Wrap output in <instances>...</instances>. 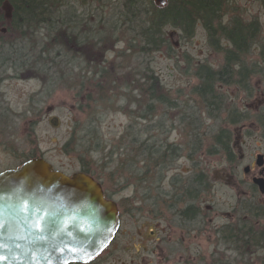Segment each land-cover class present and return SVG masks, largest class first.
I'll list each match as a JSON object with an SVG mask.
<instances>
[{"label": "rangeland", "instance_id": "1", "mask_svg": "<svg viewBox=\"0 0 264 264\" xmlns=\"http://www.w3.org/2000/svg\"><path fill=\"white\" fill-rule=\"evenodd\" d=\"M226 2V14L222 19L224 24L240 16L246 22L258 20L261 29L243 60L247 69L254 70L246 80L245 87L248 90L244 91L245 88L236 84L218 85V92L223 93L229 101L223 104L222 110L213 113L215 116L208 115L207 107L194 92V88L199 85L196 72L201 64L213 70L220 69L224 64L225 52L211 43L202 24L194 25L187 36L181 29L167 26L164 32L169 45L149 54L141 53L137 47L129 52L127 47L135 39L137 31H142V27L137 25L139 14L131 15V10L136 11V5L127 8V0L75 1L74 12L79 15L77 20H82L76 22L81 24H78L77 30L80 27L82 33L90 31L88 37L92 41L104 37L110 41L107 39L101 50L89 46L85 49L86 55L82 50L78 55L79 50L74 43L69 48L56 45V49L61 50L63 47L69 52L65 58L71 65L61 70L65 74L63 82L54 81L47 72V75H37L34 72L26 74L8 70L0 74L3 78L0 80V172L20 166L26 160L25 156L35 150L55 169L68 175L82 171L83 167L87 168L90 175L102 183L111 199L122 205L118 239L109 253L99 256L94 264H159L148 262L153 256L134 257L136 251L131 249L130 239L136 235H145V239H150L147 234L150 229H154L155 223L159 225L161 220L170 221L167 216L159 219L153 213L142 212L138 208L143 194L139 183L141 178L136 174L138 171L130 169V162H138V159L134 156L136 154L130 152L128 157L120 155L122 147L128 146L129 150L131 139L139 136L138 131L142 139L148 134L158 140V144L175 143L180 147L181 156L167 166L163 178H158L155 172L146 175L153 188L155 183H160L163 192L169 191L171 179L185 178L194 163L203 167L210 182L208 196L200 202L206 209V217L210 222L208 226L227 224L230 215L235 213L236 221H240L241 225L250 221V215L244 207L240 212L234 211L238 191L232 187L229 165L219 154L212 155L210 149L212 136L225 127L233 133L235 131L237 141L243 140L249 146H242L241 151H237L238 161L240 155H248L252 151L254 143L251 139L255 140L257 131L251 117L233 125L227 123L226 118L230 110L251 116L254 114L250 110L251 102L264 98V5L260 0ZM145 6L140 4L141 10H145ZM7 7H4L6 12ZM60 21L65 22V19ZM39 30H36L37 36L29 40L26 46L34 48L37 42L40 44L38 48L41 47L49 35L46 29L42 33ZM218 43L223 44L222 41ZM134 44L138 47L143 45L140 40ZM87 55L90 62L85 60ZM99 63L103 66L97 67ZM146 65L159 78L164 93L175 104L173 108L155 103V113L151 115L146 107L147 101L140 93V87L145 82L143 73ZM101 68L106 70L103 75L105 79L89 73L90 70L104 71ZM107 79L113 80L112 84H107ZM134 79H138L137 86L136 81L132 85L129 83ZM130 124H138L139 130L127 132L126 128ZM152 125L156 129H150ZM157 125H161L160 128ZM241 125L246 127L241 130ZM147 128L151 132L147 133ZM208 130L209 150L203 151L208 145L202 137ZM261 130L264 134V128ZM194 131L200 133L203 140L191 136ZM86 144L91 145L93 152L86 151ZM193 144L204 146V149L201 148L191 159L189 155ZM138 165L142 166L139 162ZM234 175L237 177V173ZM244 192H248V189L242 183L241 195ZM125 197L130 202L125 201ZM144 221H148V224H144ZM160 228H164V223L160 224ZM215 242V228H211L194 239L191 249L173 250L172 254L183 255L188 260L187 264H214L212 255L217 251ZM220 252L219 258L226 263L261 264V251L254 252L252 261H246L243 256L235 257L229 251Z\"/></svg>", "mask_w": 264, "mask_h": 264}, {"label": "trees", "instance_id": "2", "mask_svg": "<svg viewBox=\"0 0 264 264\" xmlns=\"http://www.w3.org/2000/svg\"><path fill=\"white\" fill-rule=\"evenodd\" d=\"M75 1L77 0H0V20L7 18L6 11L4 10V7L7 5L11 10L9 18L19 21L13 24L16 35L30 34L34 38L37 29H40L38 31L39 33H42L46 29V34L49 35L47 39L43 40V44L39 48L38 46L40 44L34 41L33 53L32 56H29L30 64H26L25 60L21 65V57L17 56L14 62H16L18 68L27 66L37 75H47L45 71L47 67H68L71 64L65 57L69 52L61 46V50L56 49V45H63L69 48L70 44L74 43L79 50L78 55L82 51L86 55L87 51L85 49L90 48L89 46L94 48L96 46L98 50L102 49L101 46L109 39L108 37L98 38L92 41V39H85L88 38L90 33L80 34L78 32L77 27L79 25L74 22L79 18V15H76L74 12L75 7L73 5ZM226 1L168 0L167 5L162 8L156 7L151 0H127L126 4L127 8L136 5V11L131 10V15L135 16V13L139 14L140 20H138L139 24L137 25L142 27V31H137L135 39L127 47L129 52L135 50V47H137L141 53L145 52L149 54L152 51L162 48V46L169 45L164 32L167 26L181 29L187 36L191 34L194 25L197 24H202L209 34L211 43L225 52L224 64L220 69L213 70L204 64L197 67L196 75L199 79V85L194 88V92L200 101L206 107L210 108V110H213L215 107H220L216 97L218 95L216 84H236L241 86L242 89H246V80L254 73L252 72L254 70L247 69L243 60L245 59V55L252 49L261 29L258 20L254 19L246 22L240 16H235L232 18V21L224 24L222 19L226 14ZM260 1L264 5V0ZM140 4L146 5L145 10H141ZM63 19H65V22H58ZM28 29H32V31L27 33ZM137 40L143 43L142 47L134 44L137 43ZM218 41H222L223 44L218 43ZM86 45L87 47H85ZM86 57L85 60L88 59L87 61L90 62L91 60L88 58V55ZM63 61H65V66H61L64 65L61 64ZM96 65L97 67L103 66L101 63ZM101 69L104 71H98L96 74L102 79H105L106 77L103 75L106 74V70L105 68ZM143 77L145 82L140 87V93L146 99V107L151 111V115L155 113V103L162 104V106L164 105L168 108L175 106L174 102L164 93L159 78L154 75L153 70L147 65L144 69ZM135 81L137 86V83H139L138 79L129 82L130 85L135 84ZM106 82L107 84H112L113 80L107 79ZM99 84H101L100 80ZM80 87L83 90V85ZM153 128H155L154 125L150 129ZM137 129L139 130L138 124H130L126 128L127 132ZM150 129L147 128L145 131L149 133L151 132ZM137 133L139 136L131 139L129 150L128 146L122 147L120 155L128 157L129 152L136 154L134 156L142 166H139L137 161L132 160V163L130 162V169L138 171L136 174L141 179H146V175L154 172L158 178H163L165 176L163 173L167 166L174 163L181 156L179 145L175 143L158 144L159 141H156L152 135L147 134L145 139H142L140 132L138 131ZM227 138V136L211 138L212 149L210 151H212V155L216 154V150L214 149L213 151V146L217 148L220 145L224 146ZM201 140L203 139L201 138ZM201 140H199V143ZM98 145L96 144L95 146ZM81 146L83 145L81 144ZM192 146L193 149L189 155L191 159L202 148L199 145L196 146V144ZM86 147L87 152H93L90 144H86ZM37 157L40 156L36 154L35 150L30 155L25 156L26 160ZM84 164L88 165L87 163ZM82 171L91 174L85 167L82 168ZM205 182L207 183L206 178ZM209 183L208 181V185ZM243 228L246 229L241 231L240 239L237 238V242L241 243L242 248L254 246L257 251H261L262 256H260V262L264 264V208L258 207L256 224L252 222L246 223L243 224ZM254 228L257 229L254 230ZM232 242H235V240Z\"/></svg>", "mask_w": 264, "mask_h": 264}, {"label": "flooded vegetation", "instance_id": "3", "mask_svg": "<svg viewBox=\"0 0 264 264\" xmlns=\"http://www.w3.org/2000/svg\"><path fill=\"white\" fill-rule=\"evenodd\" d=\"M6 16V19L0 20V74H4L8 70H15L19 72L23 71L26 74H30L33 71L29 67L21 66L18 68L16 62L14 61L17 56H19L22 60L21 65L25 60L26 64H30L29 56H32L33 48L26 45L33 37L30 34L16 35L14 33L15 29H13V24L18 23L19 21L9 18L10 10L6 12ZM58 22L60 23L62 21ZM74 22H82V20H75ZM96 22L98 21L96 20ZM79 25L81 26V24ZM31 31L32 29H28L27 33ZM78 32L80 34L82 33L80 27L78 28ZM88 32L90 33V31L86 30L83 33ZM85 39L89 40L92 38L88 37ZM61 70H65V67H47V69H45L54 81L60 80L63 82L65 80V74H63L64 72H61ZM91 72L96 74L95 71L90 70L89 73ZM2 79L3 78L1 76L0 80ZM218 85L227 86L230 84H216V88H218ZM247 90L248 89H245L244 91ZM216 97L220 107H215L213 110H210V108L207 107L208 110H206L210 116H215L213 113L222 110L223 104L227 103L228 100L223 93L221 94L218 92ZM250 110L254 113L251 114V116H247L245 113L241 112H237L236 114V111L232 112L230 110L228 113L229 117L226 118L227 123L233 125L239 124L244 120L246 121L251 117V120H253L255 124L257 131L255 140L250 138L254 143L253 147H251L252 151H250L248 155H240V161L236 158L237 151H241L242 146H245V148H248L249 146H246L247 142L243 140L240 141L238 139L237 141L234 135L235 131L233 133L228 128L222 127L217 134L215 133V135L212 136V138H219L221 136L228 137L224 146L220 145L218 148L213 146V151L215 149L217 155L219 154L225 158L229 165V171L232 173L231 174L229 172V176L231 177V180H229L232 182L231 184L234 190L237 189L238 191L234 211L240 212L241 208L244 207L245 212L250 215V221L243 224L251 222L256 224L257 209L258 207L264 208V134L261 130V128H264V98L259 100L255 99L251 102ZM245 127L246 126L242 127L241 125V130ZM192 135L196 138L201 137V134L196 131H194V134L192 132L191 136ZM203 135L204 137L202 138L205 139L204 141L208 146H206V150L204 149V146H202V149H204L203 151H208L210 143V139H208V137H210V131H206ZM192 165V169L190 170L191 172L185 178L171 179L169 182L171 185L169 191L165 190L163 192L162 185L160 183H155V187L153 188L152 184H149L148 179L139 180L141 190L143 191L142 198L139 201V210L142 212L153 213L159 219L167 216L170 221L165 222L161 220L159 221V225L156 223L154 225L152 224L154 229H150L147 234L150 239H145V235H139V237L136 235L134 238L130 239L132 242L131 249L136 251V256L134 257H140L143 255L153 256L148 262H155L159 264H187L188 260H186L183 255L172 254V251H187L191 249L194 245V239H197L199 235H202L209 229L215 228V243L217 245V251L212 255L214 264H230L219 258L222 254L220 251L222 250L224 252L229 251V254L232 253L235 257L238 256L240 258L243 256L246 261L248 259L252 261V257L255 254L254 252L257 249L254 246H246L245 248H242L240 245L241 243L237 242V238L240 239L241 231L246 228H243V224L241 225L240 221H236V213L232 216L230 215V219L227 224L217 227L208 226L210 222L206 217V209L201 205L202 200L205 196H208L207 193L209 192L208 174L205 172L203 167L194 163ZM235 173H237V177L234 175ZM205 178L207 179V183L205 182ZM242 183H245L248 192H244L241 195ZM102 188L104 190L105 197L108 200H113L107 194V191L103 186ZM124 200L130 202V199L127 197H125ZM242 202L245 203V205H242ZM116 203L120 211L121 225V213H123L122 205L119 202ZM147 222L148 221H144L143 223L148 224ZM161 223H164V228H160ZM256 229L257 228H254V230ZM119 231L120 227L110 244L93 260L87 263L71 264H94L99 256L109 253V250L114 246L118 239ZM233 240H235V242H232Z\"/></svg>", "mask_w": 264, "mask_h": 264}, {"label": "water", "instance_id": "4", "mask_svg": "<svg viewBox=\"0 0 264 264\" xmlns=\"http://www.w3.org/2000/svg\"><path fill=\"white\" fill-rule=\"evenodd\" d=\"M163 6L167 0H153ZM0 174V264L86 263L113 240L120 226L114 201L105 198L99 182L77 172L67 175L44 158H32ZM24 202L25 211H20ZM42 222L43 232L32 227Z\"/></svg>", "mask_w": 264, "mask_h": 264}, {"label": "snow or ice", "instance_id": "5", "mask_svg": "<svg viewBox=\"0 0 264 264\" xmlns=\"http://www.w3.org/2000/svg\"><path fill=\"white\" fill-rule=\"evenodd\" d=\"M3 174H0V176H2ZM3 184V181H0V185ZM4 189L2 187H0V192H3ZM3 196H0V199H3ZM25 205L24 202H21L20 205V211H25ZM7 225L5 222H3L2 220H0V229L5 228ZM32 227L34 228V230L38 231V232H43V224L41 221H39V219H37L36 222L33 223ZM6 247V245H4L3 243H0V262L6 261L8 259L7 255L4 254V252L2 251V249H4ZM65 264H69V262L65 261Z\"/></svg>", "mask_w": 264, "mask_h": 264}]
</instances>
